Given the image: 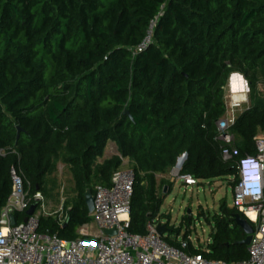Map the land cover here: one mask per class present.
I'll list each match as a JSON object with an SVG mask.
<instances>
[{"label":"trees","instance_id":"obj_1","mask_svg":"<svg viewBox=\"0 0 264 264\" xmlns=\"http://www.w3.org/2000/svg\"><path fill=\"white\" fill-rule=\"evenodd\" d=\"M152 21L151 42L133 54ZM235 72L247 82L248 103L229 128L238 154L224 161L216 121L225 115V88ZM259 132L264 0H0V210L13 164L29 181L30 198L40 192L58 201L59 160L73 183L63 219L40 214L38 233L79 237L78 229L92 221L85 190L109 186L127 157L134 172L127 231L144 235L149 221H161L160 188L171 189L156 174L186 153L180 173L198 184L231 177L233 191L239 182L234 161L255 152ZM107 140L118 154L96 163ZM219 208L211 217L198 213L212 224L208 250L189 244L185 251L230 263L246 259V235L234 220L243 214L224 200ZM25 211L14 213L16 223ZM168 220L170 233L162 237L179 246L171 235H180L182 222L189 227L191 216L177 227Z\"/></svg>","mask_w":264,"mask_h":264},{"label":"built area","instance_id":"obj_2","mask_svg":"<svg viewBox=\"0 0 264 264\" xmlns=\"http://www.w3.org/2000/svg\"><path fill=\"white\" fill-rule=\"evenodd\" d=\"M153 25L154 21L133 54L143 51L151 42ZM229 91L224 94L225 115L216 121L215 139L220 143V155L224 161H231L238 154L233 145L234 133L229 128L248 103V87L237 90L230 86ZM254 142V153L234 161L239 182L232 191L233 207L252 227L246 245V259L230 263L207 259L200 253L189 254L185 251L189 244L207 251L210 237L202 246L194 245L190 235L187 238L171 235L179 242V246H174L157 233L156 226L161 221H149L144 235L129 233L134 185L131 168H117L111 175L109 186L95 185L92 224H83L78 229L79 237L66 240L54 234L38 233L39 215L48 214L45 213V200L40 192L30 198V183L17 163L10 167L11 190L0 210V264H264V133H257ZM179 170L176 169L173 175L186 187L198 184L195 177ZM33 202L37 203L33 214L26 221L11 225L10 216L26 210ZM92 226L94 232L90 231ZM109 229H115V234L104 233Z\"/></svg>","mask_w":264,"mask_h":264},{"label":"rangeland","instance_id":"obj_3","mask_svg":"<svg viewBox=\"0 0 264 264\" xmlns=\"http://www.w3.org/2000/svg\"><path fill=\"white\" fill-rule=\"evenodd\" d=\"M234 75L240 74L236 72L232 73L229 78L228 86H232V89L235 87L237 90L242 87L245 88L247 82L243 76L240 75L242 76V85H240L239 81H237L238 79H236ZM228 86L225 89L226 94L230 92ZM178 168L179 165L175 164L167 172L155 175L157 183L160 180L171 183V189H168V186L164 185L159 191L163 196V203L160 208V214L162 216L161 222H166L169 218V226L177 227L180 225L182 217L186 213L189 214V216H191L190 226L187 227L185 223L182 222L179 237H182L183 233L187 231L194 245H206L212 231V224L205 220V215L211 217L213 214L219 213V206L222 200L226 202L228 208L233 207V193L230 185L231 177H217L201 180L197 185L186 187L173 175V172ZM54 175L57 177L59 183L58 201L54 202L53 200L44 199L45 213L60 217L63 201L68 196L73 195L71 191L73 183L70 173L65 169L60 171L56 170ZM188 210L190 213H188ZM199 211H202L205 215L198 214ZM90 224H92V221ZM90 231H95L93 226ZM169 233L170 231H166L164 235H168Z\"/></svg>","mask_w":264,"mask_h":264},{"label":"water","instance_id":"obj_4","mask_svg":"<svg viewBox=\"0 0 264 264\" xmlns=\"http://www.w3.org/2000/svg\"><path fill=\"white\" fill-rule=\"evenodd\" d=\"M246 88H247V86H246ZM123 114H125L131 118V115L127 109L124 110ZM21 131H22L21 127L17 126L16 127V140L18 139ZM15 144H16V142H15ZM185 158H186V153L182 154V157L179 158L177 165L180 166ZM84 200H85V203H86V206H87L89 213L92 214L93 209H94L93 194L89 188L85 190ZM36 206H37L36 202H33L30 204V206L25 211V217H24L23 221H26L27 218L33 214ZM188 213H190L189 210H188ZM234 220L243 229V231L246 235L245 238L241 241V243L247 245L249 242V239H250V233L252 232L251 225L246 221V219L244 217L240 216L238 213L234 214ZM10 223H11V225H13L15 223L13 215L10 216ZM167 230H168V228H167L165 223L159 222L156 226V231L160 236H163ZM115 232H116L115 229L104 230V233L108 234V235H114Z\"/></svg>","mask_w":264,"mask_h":264},{"label":"crops","instance_id":"obj_5","mask_svg":"<svg viewBox=\"0 0 264 264\" xmlns=\"http://www.w3.org/2000/svg\"><path fill=\"white\" fill-rule=\"evenodd\" d=\"M234 77L236 79H238L237 81H239L240 85H242V76L234 75ZM233 86H234V84H233ZM117 154H118V150H117V146H116L115 142L112 140H107L106 144L104 146V149H103V154L101 157L97 158L96 163H101L104 159H107V158L111 157L112 155H117ZM181 157H182V155L178 157L177 162H178L179 158H181ZM177 162H176V164H177ZM131 165H132V162L129 160V158H127V157L122 158V162H121L120 167L129 168V167H131ZM181 165L179 166V168L181 167ZM62 169H65L66 171H68L70 173L68 166L64 162L59 160L56 163V170L60 171ZM70 175H71V173H70Z\"/></svg>","mask_w":264,"mask_h":264}]
</instances>
